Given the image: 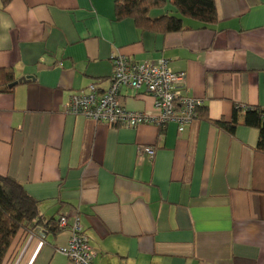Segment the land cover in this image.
<instances>
[{"label":"crops","instance_id":"obj_1","mask_svg":"<svg viewBox=\"0 0 264 264\" xmlns=\"http://www.w3.org/2000/svg\"><path fill=\"white\" fill-rule=\"evenodd\" d=\"M164 1L150 18L174 14ZM214 4L215 24L182 18L180 32L163 34L116 20L114 0H0V69L28 78L0 93V176L57 228L20 232L5 264H69L58 250L76 220L94 264H264L258 130L231 135L197 118L178 134L174 124L128 129L66 113L89 85L108 88L119 55L166 59L210 121H230L237 106L264 110V0ZM119 100L152 111L143 90ZM144 147L154 156L139 157Z\"/></svg>","mask_w":264,"mask_h":264},{"label":"built area","instance_id":"obj_2","mask_svg":"<svg viewBox=\"0 0 264 264\" xmlns=\"http://www.w3.org/2000/svg\"><path fill=\"white\" fill-rule=\"evenodd\" d=\"M148 94L152 102L151 112H132L120 103L122 89ZM185 74L173 73L166 59L155 63H135L124 56L112 58V74L109 86L98 92L95 85L88 86L86 94L73 95L66 105V113L81 116L109 127L134 129L142 125L162 128L168 124L176 126L178 134L185 131L197 118L198 108L203 103L185 94ZM151 147L138 148V156L153 157ZM64 217L58 220L60 228L66 227ZM66 256L69 264H94V253L88 239L76 220L70 227V237L64 248L58 250Z\"/></svg>","mask_w":264,"mask_h":264},{"label":"trees","instance_id":"obj_3","mask_svg":"<svg viewBox=\"0 0 264 264\" xmlns=\"http://www.w3.org/2000/svg\"><path fill=\"white\" fill-rule=\"evenodd\" d=\"M169 4L173 15L152 19L150 12L164 8V0H114L115 17L116 20L131 19L142 31L153 30L163 34L180 32L183 29L182 18L198 21L203 26L213 25L217 21L214 0H170ZM15 82L11 70L0 69V93H11L15 86H9ZM203 111L202 107L198 108L197 118L212 123L228 134L232 135L238 125L258 130L256 150L264 154V110L237 106L228 122L210 121ZM50 224L42 220L38 202L26 193L21 184L0 176V264H5L14 239L20 232L38 233L41 228L56 232L57 228Z\"/></svg>","mask_w":264,"mask_h":264},{"label":"water","instance_id":"obj_4","mask_svg":"<svg viewBox=\"0 0 264 264\" xmlns=\"http://www.w3.org/2000/svg\"><path fill=\"white\" fill-rule=\"evenodd\" d=\"M28 78H21L19 80H17L15 83L11 84L9 87H14L18 84H21V83H25L27 81Z\"/></svg>","mask_w":264,"mask_h":264}]
</instances>
